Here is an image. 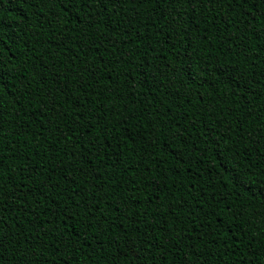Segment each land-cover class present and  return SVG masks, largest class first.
<instances>
[{"label":"trees","instance_id":"trees-1","mask_svg":"<svg viewBox=\"0 0 264 264\" xmlns=\"http://www.w3.org/2000/svg\"><path fill=\"white\" fill-rule=\"evenodd\" d=\"M0 20V264H264V2Z\"/></svg>","mask_w":264,"mask_h":264},{"label":"snow or ice","instance_id":"snow-or-ice-1","mask_svg":"<svg viewBox=\"0 0 264 264\" xmlns=\"http://www.w3.org/2000/svg\"><path fill=\"white\" fill-rule=\"evenodd\" d=\"M234 2V0H233ZM245 2H247V0H245ZM261 2H264V0H261ZM3 29V21L0 20V30ZM3 64H4V59L2 58V53H0V88H5V84H4V81L6 80L7 78V73L4 71L3 69ZM113 167H115V163L113 164ZM128 169L126 168L125 171H127ZM144 171H147V169H144ZM129 191H131V189H129ZM150 202V201H149ZM86 207H88L86 205ZM63 213V210L61 211V215ZM87 215H92V209L91 207H88V212H87ZM87 227H91V224L89 223L88 225H86ZM0 243H2V241H0ZM2 254H0V259H2Z\"/></svg>","mask_w":264,"mask_h":264}]
</instances>
